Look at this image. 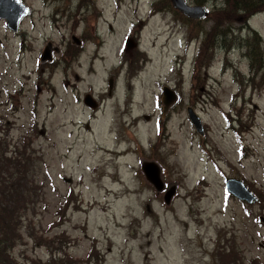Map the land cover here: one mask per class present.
<instances>
[{
	"label": "rangeland",
	"instance_id": "1",
	"mask_svg": "<svg viewBox=\"0 0 264 264\" xmlns=\"http://www.w3.org/2000/svg\"><path fill=\"white\" fill-rule=\"evenodd\" d=\"M22 1L30 12L17 32L0 19V121L12 142L33 137L44 195L11 251L16 264H56L64 252L86 260L92 247L101 264H215L219 240L264 264V86L246 84L248 38L264 47V10L229 24L200 68L210 13L225 0H203L209 15L190 21L165 0ZM164 87L177 96L167 109ZM148 161L162 190L142 170ZM227 177L257 201L229 194Z\"/></svg>",
	"mask_w": 264,
	"mask_h": 264
},
{
	"label": "trees",
	"instance_id": "2",
	"mask_svg": "<svg viewBox=\"0 0 264 264\" xmlns=\"http://www.w3.org/2000/svg\"><path fill=\"white\" fill-rule=\"evenodd\" d=\"M195 2L201 4L203 0H195ZM165 4L171 9L170 0H165ZM262 10H264V0H225L222 9H215L213 13L211 12L210 17L214 18L216 23L211 27V31L205 32L197 57L200 59V56L208 48H211V51L207 54L205 62L200 64L199 67L206 68L209 66L214 56L213 49L218 45L220 39L223 36H228L231 29H233L229 24L243 22L244 19ZM176 12L184 20H191L178 11ZM248 47L253 52L254 57H252L251 62L253 75L246 78V84L252 89L258 88L261 90L264 86V47L261 38L256 33L248 38ZM133 68L129 67V70H133ZM134 70L133 73H128L127 81L130 83L138 68ZM197 70L196 67L195 71ZM241 83L243 84V81ZM235 104H238V101ZM236 112L235 116L237 117L234 121L238 122L240 126L239 129H236V133L242 141V134L247 130V124L242 121L244 115L241 110H236ZM10 131V122L0 121V264H16L11 251L23 238L22 224L27 220L28 213L30 211L33 214L36 213L44 195L42 183L38 182L34 176L35 169L42 162V156L34 149L33 137L30 136V133H26L16 142H12L9 139ZM66 204L68 203L66 202ZM64 214L65 211L61 213L62 216ZM27 235L35 239L38 237L36 233L30 231ZM45 242L49 244L48 241ZM213 257L215 264H260L256 259L251 258L246 261L244 258L239 257L236 246L232 244L222 245L221 240L216 244ZM92 260L96 264H101L104 260L95 247H92L86 260L73 258L64 252L63 255L57 257L56 264H91Z\"/></svg>",
	"mask_w": 264,
	"mask_h": 264
},
{
	"label": "water",
	"instance_id": "3",
	"mask_svg": "<svg viewBox=\"0 0 264 264\" xmlns=\"http://www.w3.org/2000/svg\"><path fill=\"white\" fill-rule=\"evenodd\" d=\"M172 7L190 19H201L208 15V9L204 5H193L187 0H170ZM30 12V8L22 0H0V19L5 20L7 27L13 32H17L20 28L21 20ZM47 56L43 55V58ZM163 104L167 109L170 104L176 100V95L168 87L163 88ZM186 112L190 123L200 134H204L203 123L199 115L192 106L186 107ZM142 170L148 181L156 190H162L163 182L160 177V170L155 161L144 162ZM226 190L229 194L237 197L241 201L254 203L257 201V195L249 188L247 183L236 177H227L225 180ZM173 190H169L164 195L166 202L170 201Z\"/></svg>",
	"mask_w": 264,
	"mask_h": 264
},
{
	"label": "flooded vegetation",
	"instance_id": "4",
	"mask_svg": "<svg viewBox=\"0 0 264 264\" xmlns=\"http://www.w3.org/2000/svg\"><path fill=\"white\" fill-rule=\"evenodd\" d=\"M190 4H191V3H190ZM193 5H202V4H200V3H196V2H195V3H193Z\"/></svg>",
	"mask_w": 264,
	"mask_h": 264
}]
</instances>
